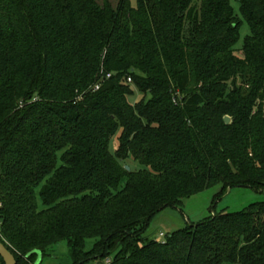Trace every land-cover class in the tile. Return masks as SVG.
I'll return each instance as SVG.
<instances>
[{
  "label": "trees",
  "instance_id": "obj_1",
  "mask_svg": "<svg viewBox=\"0 0 264 264\" xmlns=\"http://www.w3.org/2000/svg\"><path fill=\"white\" fill-rule=\"evenodd\" d=\"M238 1L239 49L231 0H0V240L17 264L63 240L70 264H264V201L144 236L217 185L264 191V0Z\"/></svg>",
  "mask_w": 264,
  "mask_h": 264
},
{
  "label": "rangeland",
  "instance_id": "obj_2",
  "mask_svg": "<svg viewBox=\"0 0 264 264\" xmlns=\"http://www.w3.org/2000/svg\"><path fill=\"white\" fill-rule=\"evenodd\" d=\"M114 3L116 0H112ZM135 4L136 0H132ZM235 13L240 17L242 23L240 25V36L236 43V48L243 46L244 40L250 33L248 23L242 18L240 12V4L238 0H231ZM133 85V84H132ZM135 98L140 100L144 97V94L134 86ZM135 100V99H133ZM264 112V106L262 107ZM225 116L230 117L229 114ZM224 116V117H225ZM110 149L115 150V141L113 140ZM131 166L139 168L140 164L130 162ZM221 191V185H217L210 189L204 190L198 194L190 196L184 200L183 207L181 209H175L168 207L163 211L156 214V216L150 222L148 229L144 236L150 239L165 240L167 235L174 230L185 227L189 222H200L204 218L220 212L222 210L234 212L239 211L249 204L257 201H264V191H256L250 187H233L225 190L226 192L222 196H217ZM165 236L161 237V233ZM94 244V239H88L85 249L89 250ZM110 261V260H107ZM71 258L69 253L68 242L63 240L58 244H55L50 250L49 254L43 259L40 264H70Z\"/></svg>",
  "mask_w": 264,
  "mask_h": 264
},
{
  "label": "water",
  "instance_id": "obj_3",
  "mask_svg": "<svg viewBox=\"0 0 264 264\" xmlns=\"http://www.w3.org/2000/svg\"><path fill=\"white\" fill-rule=\"evenodd\" d=\"M224 121L226 123H229L230 117L225 116ZM127 168L129 169L130 167L127 166ZM0 256L4 260L5 264H17L15 255L12 253V251L7 247V245L2 240H0ZM42 260H43V255L42 253L39 252V257H38L36 264H40ZM99 263H102V262L99 261Z\"/></svg>",
  "mask_w": 264,
  "mask_h": 264
},
{
  "label": "built area",
  "instance_id": "obj_4",
  "mask_svg": "<svg viewBox=\"0 0 264 264\" xmlns=\"http://www.w3.org/2000/svg\"><path fill=\"white\" fill-rule=\"evenodd\" d=\"M107 77H110V74H108ZM128 80L131 81V77H129ZM99 87H100V84L98 83V84L95 85L94 89H98ZM164 236H165V234L162 232L161 233V237H164Z\"/></svg>",
  "mask_w": 264,
  "mask_h": 264
},
{
  "label": "crops",
  "instance_id": "obj_5",
  "mask_svg": "<svg viewBox=\"0 0 264 264\" xmlns=\"http://www.w3.org/2000/svg\"><path fill=\"white\" fill-rule=\"evenodd\" d=\"M0 264H2L1 261H0Z\"/></svg>",
  "mask_w": 264,
  "mask_h": 264
}]
</instances>
